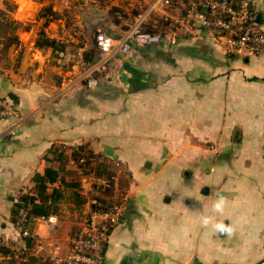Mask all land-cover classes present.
I'll return each instance as SVG.
<instances>
[{"label": "crops", "instance_id": "0c3cea01", "mask_svg": "<svg viewBox=\"0 0 264 264\" xmlns=\"http://www.w3.org/2000/svg\"><path fill=\"white\" fill-rule=\"evenodd\" d=\"M155 1L0 0V97L21 115L0 119V241L13 252L0 264H50L70 251L101 194L93 180L82 189L79 152L116 165L108 199L125 205L102 264H264V54L233 56L207 32L183 34L185 6ZM251 1L264 30V0ZM138 24L163 41L116 48L100 72L96 33L121 41ZM53 150L64 159L46 192L62 191L58 222L30 226L28 245L14 214L26 196L42 201L34 178L62 167Z\"/></svg>", "mask_w": 264, "mask_h": 264}, {"label": "built area", "instance_id": "2783aa9c", "mask_svg": "<svg viewBox=\"0 0 264 264\" xmlns=\"http://www.w3.org/2000/svg\"><path fill=\"white\" fill-rule=\"evenodd\" d=\"M185 6L182 20L176 21L178 29L186 35L207 32L212 39L222 46L226 53L233 56L250 57L264 54V30L258 22L256 9L251 0H156L154 7L158 10H168L176 5ZM99 71L107 70V63L116 48L123 54H129L133 46L148 47L163 41L160 34L145 31L141 24L133 28L129 35L121 41L115 40L107 32L100 30L95 36ZM177 36L172 35L168 41L172 45L178 43ZM97 78H89L87 87L94 90L98 87ZM0 119L21 120V115L15 109L13 102L0 97ZM13 133V132H12ZM86 159L77 164L84 185L93 183L111 187V182L97 179L94 173H86ZM124 201L127 196H124ZM96 201H90V210L84 224L78 229L71 242L70 251L64 255H55L50 264H102L103 255L107 249L110 235L124 215V202L118 203L112 209L101 211L93 209ZM18 222L14 223L23 238L34 239L30 226L37 223L54 225L57 216H40L30 214V209L22 208L18 214Z\"/></svg>", "mask_w": 264, "mask_h": 264}, {"label": "trees", "instance_id": "16d2710c", "mask_svg": "<svg viewBox=\"0 0 264 264\" xmlns=\"http://www.w3.org/2000/svg\"><path fill=\"white\" fill-rule=\"evenodd\" d=\"M13 102V101H12ZM13 105L15 107V102H13ZM52 154H55L57 158V161H59L62 165V167L59 170H55L53 168H48L45 172L44 175H36L34 178V181L37 184V188L40 194V197L42 198V201L40 202H36V199L33 198L32 196H26L22 199L21 202H19L17 204V208L14 214V223L18 222V214L19 211L22 208H26V209H30V214L32 215H40V216H49L51 214H56V211L54 209L57 201L59 200V198L62 195V191L60 189H55L53 191V193L51 195H47V189H48V184H54L56 183L59 178L61 173L63 172V165H64V159L62 156L58 155V151L57 150H53ZM74 158L79 161L82 158L86 159V167L89 169L86 171V173L90 174V173H94L95 176L98 179H103V180H107L109 182H111V187H104L102 185L99 184H95V188L96 190H98L99 192H101L100 195H98L95 199L96 204H94L92 206L93 209L96 210H101V211H107L113 208V206H115L117 204V202L115 203L113 200H109L108 198L112 196V192H113V185H114V172L113 170L116 168V165H114L113 163H108L106 161H100L99 157L90 154V153H76L74 155ZM62 184L64 185V187H73L78 189L79 191V187H80V183L76 182L75 184H69L66 182H62ZM84 197L80 194H76V199H77V203L78 204H82L84 203V200H81ZM49 199H51V204L47 205V201H49ZM28 241V245H31L33 243V239L32 238H27ZM13 252L10 251L2 241H0V257H4V255H11Z\"/></svg>", "mask_w": 264, "mask_h": 264}, {"label": "clouds", "instance_id": "9594fccd", "mask_svg": "<svg viewBox=\"0 0 264 264\" xmlns=\"http://www.w3.org/2000/svg\"><path fill=\"white\" fill-rule=\"evenodd\" d=\"M225 206H226L225 198L223 196L218 195L215 203L213 204V211L222 214ZM212 221H213L212 216H203L201 219V223L205 227H207L209 224H212ZM213 227L217 233L223 234L226 237H230L231 235H233V228L229 224L215 223Z\"/></svg>", "mask_w": 264, "mask_h": 264}]
</instances>
